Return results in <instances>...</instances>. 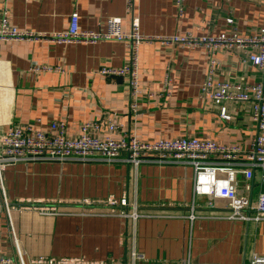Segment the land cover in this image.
Masks as SVG:
<instances>
[{
  "label": "crops",
  "instance_id": "0c3cea01",
  "mask_svg": "<svg viewBox=\"0 0 264 264\" xmlns=\"http://www.w3.org/2000/svg\"><path fill=\"white\" fill-rule=\"evenodd\" d=\"M75 13L86 31H105L102 22L114 18L129 33L137 18L141 34L152 37L249 38L264 28V0H185L181 14L175 0H137L131 11L126 0H0V24L5 20L20 31L67 32ZM249 55L243 50L216 52V80L242 87L262 84L264 74ZM130 56L117 41H0V139L12 126L48 130L59 121L66 123L68 137L77 138L83 124L110 119L120 127L116 138L137 136L156 143L197 137L250 149L257 135L253 102L218 106L199 97L209 71L204 48L141 46L137 100L131 97L129 78L99 74L103 68H123ZM34 67L62 72L36 73ZM224 107L230 121L221 117ZM108 135L104 127L101 136ZM194 177V168L182 162L142 164L137 171L94 160L11 166L3 173L6 199L23 206L8 218L0 203V264H19L18 250L27 260L91 264L131 262L132 251L142 258L140 264H249L254 255L264 256V222L229 220L224 201L209 207L207 197H195ZM253 187L254 195L264 191L259 173ZM125 195L145 216L134 233L127 221L105 209L82 214L87 200H121ZM47 209L55 213L43 214Z\"/></svg>",
  "mask_w": 264,
  "mask_h": 264
},
{
  "label": "built area",
  "instance_id": "2783aa9c",
  "mask_svg": "<svg viewBox=\"0 0 264 264\" xmlns=\"http://www.w3.org/2000/svg\"><path fill=\"white\" fill-rule=\"evenodd\" d=\"M137 0H126L127 9L131 11ZM180 12H183L185 0H175ZM233 23L232 20L229 21ZM101 26L105 31H86L80 27L78 14L70 18L67 32L43 34L31 31H20L7 21L0 24V41H29L50 44H90L96 45L104 41L123 43L131 52L129 62L121 69L100 70L103 77L129 78L131 97L135 100L141 95L139 90V49L143 45L160 44L162 46L180 45L183 47L204 48L209 57V71L203 81L199 97L201 100L223 106L225 103L253 102L252 119L256 124L257 135L248 150L237 147L218 145L211 140L197 137H180L172 141L161 140L149 143L137 136L116 138L113 134L120 127L115 120L85 123L77 138L67 135L66 123L53 122L48 130L35 129L32 125L12 126L0 139V193L2 203L8 218L12 210L22 207L10 204L5 195L3 173L17 164L38 162L69 161H99L127 164L135 171L142 164L182 162L194 168V195L207 197L208 206L213 202L224 201L229 213L228 219L256 225L264 222V191L254 195V180L256 173L260 174V182L264 185V82L254 86L242 87L232 83H222L216 80L218 61L214 54L220 50H243L249 52V60L264 74V28L255 36L243 38L237 34L219 37L198 38L191 35L152 37L142 35L138 19H134L131 32H125L120 19L110 18ZM36 73L62 72L60 68L34 67ZM136 110L137 105L132 106ZM221 117L230 121L226 107L222 108ZM107 127L109 135L101 136V131ZM243 179V186L240 180ZM82 205V214L90 215L94 209H105L109 216L127 221L135 231L138 220L145 217L136 202H131L125 195L121 200L109 197L106 200H87ZM51 215L55 209L42 211ZM193 219L194 217L191 216ZM130 231H127L129 234ZM13 235H15L13 233ZM15 238V236H14ZM19 264H91L81 259H40L27 260L25 255L17 251ZM131 262L120 264H140L142 258L131 252ZM3 264H10L9 261ZM143 264V263H142ZM249 264H264V256L254 255Z\"/></svg>",
  "mask_w": 264,
  "mask_h": 264
}]
</instances>
